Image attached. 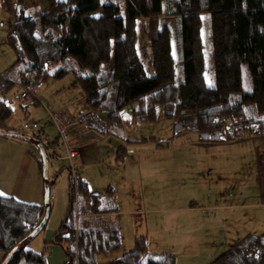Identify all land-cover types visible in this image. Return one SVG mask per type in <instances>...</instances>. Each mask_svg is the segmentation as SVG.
Instances as JSON below:
<instances>
[{
	"label": "trees",
	"instance_id": "trees-1",
	"mask_svg": "<svg viewBox=\"0 0 264 264\" xmlns=\"http://www.w3.org/2000/svg\"><path fill=\"white\" fill-rule=\"evenodd\" d=\"M27 1L0 0L11 15L4 42L17 55L0 72V92L71 74L92 108L83 115L91 125L97 111L110 125L130 126L162 112L173 119L174 134L194 130L202 142L264 134V0H43L36 11ZM31 96L37 99H19ZM11 112L0 100L1 128ZM76 183L70 169L68 209L50 242L63 248V264H97L121 245L109 219L116 193L91 191L78 172ZM44 214L45 204L0 194L1 264H46L45 252L21 246ZM108 264H176V256L149 254L141 236ZM208 264H264V231L240 237Z\"/></svg>",
	"mask_w": 264,
	"mask_h": 264
},
{
	"label": "crops",
	"instance_id": "crops-1",
	"mask_svg": "<svg viewBox=\"0 0 264 264\" xmlns=\"http://www.w3.org/2000/svg\"><path fill=\"white\" fill-rule=\"evenodd\" d=\"M14 100L8 103L9 106ZM84 114L80 115L82 120H85ZM7 127L18 131L14 127ZM87 128L89 126H85L83 131ZM91 132L83 133V140L87 136L88 141L95 140ZM97 134L100 136L101 133ZM147 140L143 142L148 145ZM194 141L198 148L185 150L190 153L185 156L186 159L192 157L191 166L182 158L180 166L183 172L180 174L168 172V168L175 166L177 160L168 156L163 160V155H156L160 160L152 162L150 158L153 155L148 153H154V150L145 149L146 154L141 159V165H146L145 168L141 167L144 173L142 180L148 183V189L154 186L160 189L158 199L148 190V206L142 198V188L137 183L134 185L130 179L125 180L122 187L131 188L132 191L121 189L119 184L104 186L101 191L94 190L86 179L93 192H104L112 187L116 193L117 209L109 215V219L119 226L122 241L119 249L100 254L101 258L98 256L101 264H108L109 260L130 251L135 239L141 236L147 238L150 247L154 245L152 253L175 254L176 264L178 261L181 264H196L197 261L193 263L192 260L200 258L202 253L209 254V261H206L209 263L240 237L264 231V134L218 142H202L197 135ZM32 144L0 134V194L44 204L45 182L38 162L40 156ZM67 144L77 150L74 142L67 141ZM78 154L77 150L76 156ZM74 165L82 176L78 165ZM134 168H137V164ZM182 187L190 190L188 195L174 192ZM121 191L135 193L134 207L133 204L125 205V202H131V198L121 201ZM43 230L33 249H44L46 264H63L66 260L63 248L50 242L56 230H46V225ZM3 260L4 253L0 252V264Z\"/></svg>",
	"mask_w": 264,
	"mask_h": 264
},
{
	"label": "rangeland",
	"instance_id": "rangeland-1",
	"mask_svg": "<svg viewBox=\"0 0 264 264\" xmlns=\"http://www.w3.org/2000/svg\"><path fill=\"white\" fill-rule=\"evenodd\" d=\"M27 5L36 11L43 7L44 3L43 0H28ZM10 20L11 15L0 6V72L9 68L17 58L13 47L4 42L7 25ZM138 25L139 27L141 26L140 22ZM139 47L141 48L142 57L146 58L144 63L147 73L152 75L154 69L151 66V51H148L149 47L141 36L139 38ZM173 51L176 53L175 39L173 40ZM103 66L105 68L108 67L104 64ZM72 82L73 76L71 74L62 78L50 77L44 80L42 87L35 90L37 99L32 96L27 99L15 98L11 103V116L6 120V125L18 129L19 132L32 137L46 138L48 142H51L46 147L47 152L50 153L51 150H56L62 155L60 159L52 156L48 157V177L53 182L51 185L52 211L46 224V230L50 228L57 231L61 227L69 205V165H71V160L66 155L63 145L64 140L74 142L79 154L73 157L72 162L78 165V168L83 173L82 177L88 179L94 190L101 191L104 186L115 184H119L122 187V183L130 179L134 185L137 183L142 188L141 195L147 206L148 190L158 199L160 189L156 186L148 189V183L146 184L142 180L144 173L141 172V167L145 168L146 165H141V159L146 154L145 149L148 147V151L154 150V153H148L153 155L150 158L152 162L160 160L156 155H163V160L167 159L164 158L166 156L169 159L177 160L175 166L171 165L168 168V172L174 171L176 174H180L183 172V168L180 166L182 158L187 160L185 156L190 154L185 150L198 148V145H194V140L198 135L197 131L191 130L181 134H174L173 119L163 115L162 112L155 120L144 121L136 126H130L128 122L110 125L105 115L97 111L93 115L97 125L91 127L89 125L91 118L88 117L82 120L80 115L90 111L92 108L87 104L81 86L72 84ZM6 92L9 94L12 90ZM80 108L82 109L81 112H79ZM85 126H89V128L83 131ZM91 130L95 140L88 141L87 136L84 141L82 134ZM97 133H101L100 136ZM147 138L148 145L143 142ZM39 140L42 141L41 139ZM139 141L142 142L136 143ZM32 146H34L33 148L37 150L41 157L38 147L34 144ZM120 148L122 150H119ZM118 155L121 157L119 158ZM173 156H176V158H173ZM188 157L187 161L191 166L192 157ZM135 164H137L136 169L134 168ZM54 175H56V179H54ZM121 189L132 191L128 187H122ZM173 190H175V187ZM189 191L187 188L182 187L174 192H183L184 196H186ZM128 194L121 191V201L125 202L131 198V202H125V205L133 204L132 207H134L135 193ZM150 202L154 201L150 200ZM143 215L145 216L144 213ZM43 232L44 230L39 232L30 241L28 247L33 248ZM153 248V244L151 247L149 245V254L156 255L161 253L160 251L152 253L154 251ZM39 251L45 252L43 248ZM101 257L102 255L99 256V258ZM209 258V254L202 253L200 258L193 259L192 262L195 263L197 261L196 264H207L208 262L206 261H209ZM97 264H101V262L98 260ZM177 264H181V262L178 261Z\"/></svg>",
	"mask_w": 264,
	"mask_h": 264
},
{
	"label": "water",
	"instance_id": "water-1",
	"mask_svg": "<svg viewBox=\"0 0 264 264\" xmlns=\"http://www.w3.org/2000/svg\"><path fill=\"white\" fill-rule=\"evenodd\" d=\"M0 134L6 135V136H12L16 138H20L22 140H26L28 142L33 143L36 145L41 153V158H42V174H43V179L45 182V214L43 216V219L39 223V225L36 227V229L29 234L22 242L21 246H24L25 244L29 243L34 237L38 235V233L42 230L44 225H46L49 215H50V198H51V185H52V180L49 179L48 177V152L47 148L44 145L42 141H40L36 137L28 136L22 132L13 130V129H8V128H1L0 127ZM16 252V250L13 252V254Z\"/></svg>",
	"mask_w": 264,
	"mask_h": 264
},
{
	"label": "built area",
	"instance_id": "built-area-1",
	"mask_svg": "<svg viewBox=\"0 0 264 264\" xmlns=\"http://www.w3.org/2000/svg\"><path fill=\"white\" fill-rule=\"evenodd\" d=\"M42 85H43V82H38L36 84L35 88H40V87H42ZM32 93L35 94V91L33 89H30V88H27V87H24V86H21V85L18 84L12 90V92L9 93V94H7V92H0V100L3 101L4 103L8 104L10 101H12L15 98H25V97L29 96ZM35 137L41 139L44 144L48 143L46 138H41V137H37V136H35ZM63 145L65 147L67 157L71 160V165H69V167L71 169V174H72V177H73L75 185H76L77 184L76 183V181H77V167L72 162V159H73L74 156H76L77 150L72 148V147H70L67 144L66 140L63 141ZM47 147H48V145H47ZM48 155L52 156V157H55L57 159L62 158V155L59 154L56 150H51V152L48 153Z\"/></svg>",
	"mask_w": 264,
	"mask_h": 264
},
{
	"label": "bare ground",
	"instance_id": "bare-ground-1",
	"mask_svg": "<svg viewBox=\"0 0 264 264\" xmlns=\"http://www.w3.org/2000/svg\"><path fill=\"white\" fill-rule=\"evenodd\" d=\"M38 82H43V81L40 80V81H38ZM38 82H37V83H38ZM37 83H36V84H37ZM36 84H35L34 86H32V87H27V88L33 89V90L35 91V90L37 89V88H35ZM21 86H23V85H21ZM24 87H26V86H24Z\"/></svg>",
	"mask_w": 264,
	"mask_h": 264
}]
</instances>
